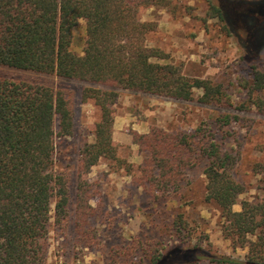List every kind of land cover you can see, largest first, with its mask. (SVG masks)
Returning <instances> with one entry per match:
<instances>
[{"label": "trees", "instance_id": "trees-1", "mask_svg": "<svg viewBox=\"0 0 264 264\" xmlns=\"http://www.w3.org/2000/svg\"><path fill=\"white\" fill-rule=\"evenodd\" d=\"M206 2L202 21L216 20L236 37L244 50L242 61L252 70L239 89L245 96L239 104L223 84L186 74L162 49L147 44L158 24L142 21L140 13L175 12L173 0H0V66L86 84L83 99L94 100L101 111L94 141L79 152L72 203L70 174L57 173L55 166L57 141L75 133V92L0 77V264H46L52 219L56 228L67 232L73 227L78 239L92 246L95 185L83 175L101 160L120 162L113 138V106L120 90L179 101H193L200 92L197 101L215 108L192 132L154 126L147 134L134 133L133 143L144 155L136 182L159 202L200 170L206 200L221 213L224 238L234 249H247L240 260L206 248L200 239L168 254L143 250L149 263L264 264V197L242 199L247 189L234 176L239 157L224 142L230 135L225 129L241 123L243 114L264 116V70L256 64L264 52V0ZM81 20L86 39L77 53L75 30ZM258 167L264 174V164ZM171 228L191 243L194 229L183 216Z\"/></svg>", "mask_w": 264, "mask_h": 264}, {"label": "rangeland", "instance_id": "rangeland-1", "mask_svg": "<svg viewBox=\"0 0 264 264\" xmlns=\"http://www.w3.org/2000/svg\"><path fill=\"white\" fill-rule=\"evenodd\" d=\"M173 4L178 7L175 12L146 9L140 13L142 21L158 24L157 30L148 36L147 44L162 49L186 74L223 84L233 94L232 101L241 103L245 96L239 93V89L244 79H250L252 70L242 61L244 50L238 39L224 32L216 20L207 24L202 21L208 9L206 0H173ZM85 25V20H81L75 30L74 49L77 53H82L85 46ZM256 64L257 69L264 70V52ZM0 77L54 88L65 87L75 92V133L71 138L57 141L55 166L57 173L65 171L70 174L74 203L79 152L85 144L94 141L95 127L101 117L95 101L83 99L82 92L87 85L4 66H0ZM200 95L197 92L193 101H179L119 91V98L113 106V138L120 162L101 160L83 175L95 185L91 199L96 209L91 220L92 246H86L78 239L73 227L67 232L56 228L52 219L46 264H150L143 250L159 248L168 254L177 248L188 249L200 239L208 249L245 259L247 249H234L224 238L221 213L216 204L206 200V181L200 170L189 174L183 189L159 202L153 201L136 182L144 155L133 143L134 133L147 134L154 126L170 132L194 131L202 120L213 115L215 109L200 104L197 101ZM261 96L264 98V91ZM242 116L241 123L225 129L230 135L224 142L239 157L234 176L247 189L242 199L253 200L264 197L260 188L264 174L257 172L258 166L264 164V116L254 111ZM54 208L55 203L52 205L53 217ZM234 209L240 211L241 206ZM180 215L194 229L191 243H184L171 228Z\"/></svg>", "mask_w": 264, "mask_h": 264}]
</instances>
